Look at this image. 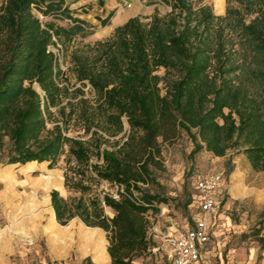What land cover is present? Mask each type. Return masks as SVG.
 Returning <instances> with one entry per match:
<instances>
[{
    "label": "trees",
    "instance_id": "1",
    "mask_svg": "<svg viewBox=\"0 0 264 264\" xmlns=\"http://www.w3.org/2000/svg\"><path fill=\"white\" fill-rule=\"evenodd\" d=\"M159 1L171 10L130 17L105 38L71 51V69L80 83L75 102H64L69 86L61 84L64 71L49 46L55 38L70 43L87 36V23L63 9L62 0L0 4V163L25 164L24 171L31 172L37 163L54 168L64 160L66 169L76 166L115 188L81 214L90 227L71 220V204L58 190L47 194L44 230L57 253L77 239L105 263L137 264L147 253L172 263L167 253L155 251L149 212L168 202L156 189L158 172L166 170L165 145L183 132L194 143L191 158L202 150L218 157L243 152L255 170H264V0H257L256 9L248 4L257 13L249 21L238 9L217 16L200 0ZM40 15H67L75 23H44ZM73 116L81 136L68 133ZM227 166L231 171V159ZM51 172L43 174L44 180L50 177L47 192L59 187ZM201 175L187 202L197 208L191 225L201 213L196 201ZM73 186L82 193L89 188L82 181ZM93 227L106 231L107 248ZM256 235L264 249V208Z\"/></svg>",
    "mask_w": 264,
    "mask_h": 264
},
{
    "label": "rangeland",
    "instance_id": "2",
    "mask_svg": "<svg viewBox=\"0 0 264 264\" xmlns=\"http://www.w3.org/2000/svg\"><path fill=\"white\" fill-rule=\"evenodd\" d=\"M4 0H0V4ZM118 7L115 12L117 17L112 20V25L121 24L127 16L147 17L156 9L161 14L171 10V7L159 0H129L131 6H125V0H117ZM209 4L217 16L224 17L229 9H238L241 19L249 21L257 13H251L248 4L256 9L257 0H200ZM112 15V16H113ZM111 15L97 24L87 23L85 37L77 36L70 43H63L56 38L54 50L59 45V64L64 74L60 78L62 85L69 86L70 93L64 96V102L76 101L75 89L80 83L77 81L74 71L71 69L70 53L80 45L94 42L97 39L110 35ZM46 23L55 21L59 25L69 26L72 22L64 15L62 18L53 15H40ZM106 20V22H105ZM235 39H239L238 33H232ZM244 47V45H243ZM247 56L251 55V47H244ZM244 53V50H241ZM247 60V66H254ZM85 90L89 91L86 87ZM83 130L77 124L75 116L68 127V133L72 136L83 135ZM114 140V139H112ZM111 146V144H110ZM194 143L186 132L174 142L167 143L164 147V162L166 170L158 172V180L161 187L157 191L168 198L167 203L158 205V211H150L152 226L164 227L171 222L183 225L191 221L197 208L187 202L194 193V181L197 175L207 172H221L225 177L222 188V204L220 228L212 236L209 249L205 253L206 264H264V249L257 240V230L264 208V170H255L249 162L246 154L235 152L223 157L214 156L207 150H202L191 158L190 152ZM231 159L232 170L229 171L227 163ZM24 165L20 163H0V264H92L89 259H83L80 255L78 240H73L70 245L71 253L68 255L57 254L52 250L49 238L44 230L43 210L48 207L47 194L51 197L53 190H58L60 195L66 198L75 216L71 219L87 226L81 218L85 210L102 202L105 192L114 193L115 188L107 182L97 183L91 172L83 173L72 166L66 169L64 160L54 168H49L48 162L37 163L31 172L24 171ZM9 166V170L1 175V169ZM51 172L59 187L53 186L48 192L50 177L44 180L43 174ZM75 181H82L89 188L82 193L73 186ZM52 207V203H50ZM109 215L113 214L110 208H106ZM70 220V221H71ZM57 223L62 225L58 222ZM69 221V222H70ZM137 264H172L169 259L160 253H147L137 260Z\"/></svg>",
    "mask_w": 264,
    "mask_h": 264
},
{
    "label": "built area",
    "instance_id": "3",
    "mask_svg": "<svg viewBox=\"0 0 264 264\" xmlns=\"http://www.w3.org/2000/svg\"><path fill=\"white\" fill-rule=\"evenodd\" d=\"M125 6H131L129 0L124 1ZM72 24L75 22L69 19ZM56 40V38H55ZM54 50V44L49 46L58 61L60 60V47ZM225 184V177L221 172H207L196 181V201L201 213L191 225L186 221L183 225L170 224L166 230L158 231L152 226V233L158 242L155 251L161 250L168 254L172 264H199L202 251L210 243L216 229V218L219 214L220 193Z\"/></svg>",
    "mask_w": 264,
    "mask_h": 264
},
{
    "label": "crops",
    "instance_id": "4",
    "mask_svg": "<svg viewBox=\"0 0 264 264\" xmlns=\"http://www.w3.org/2000/svg\"><path fill=\"white\" fill-rule=\"evenodd\" d=\"M62 1H63V9L66 8L69 9V12L72 15V17L78 18L82 21H85L86 23H92V24H97L98 22L103 21L110 15V13H112L118 7L117 0H62ZM120 11L115 12V14L111 17L110 19L111 25L109 26L110 27L109 32L113 31L114 28L117 27L118 25H121L124 22H126L130 17H133V16L130 17L127 16L124 18V20H122V22H120L121 24L118 25L116 24L113 26L112 20H114L117 17ZM170 224H175V223L171 222ZM170 224L164 227H161L160 225L157 226L155 225V228L158 231H164ZM93 228H94L93 233L99 238V240H101V242L104 243L105 247L107 248L109 241L107 239L106 231L100 227H93ZM209 245L210 243L207 245L206 249L202 251V258L199 264L207 263L206 262L207 257L205 253L209 249ZM70 248L71 247L69 245L64 251L60 252L59 254L68 255L69 253H71ZM78 250L80 255L83 257V259H89L92 262V264H111V259L109 263H105L104 261L95 258L94 255L91 253V251H89V249L87 250L86 247L84 248L80 246V244Z\"/></svg>",
    "mask_w": 264,
    "mask_h": 264
}]
</instances>
